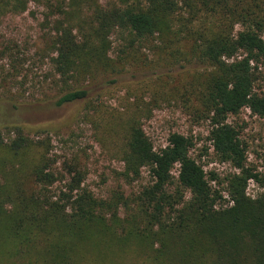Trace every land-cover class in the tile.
Masks as SVG:
<instances>
[{
	"label": "trees",
	"instance_id": "trees-1",
	"mask_svg": "<svg viewBox=\"0 0 264 264\" xmlns=\"http://www.w3.org/2000/svg\"><path fill=\"white\" fill-rule=\"evenodd\" d=\"M31 2L58 15L54 107L99 113L92 98L121 75H195L196 120L209 122L215 154L236 171L225 197L212 184L217 174L192 157V135L172 132L156 149L136 111L112 129L123 174L147 168L150 183L134 198L103 199L80 163L57 171L50 140L9 121L14 135L0 130V264H264V176L246 165L247 146L228 120L243 108L264 118V0H0V18ZM115 31L124 40L117 52ZM147 43L152 59L141 53ZM250 180L262 188L254 197ZM121 206L132 212L121 217Z\"/></svg>",
	"mask_w": 264,
	"mask_h": 264
},
{
	"label": "rangeland",
	"instance_id": "rangeland-1",
	"mask_svg": "<svg viewBox=\"0 0 264 264\" xmlns=\"http://www.w3.org/2000/svg\"><path fill=\"white\" fill-rule=\"evenodd\" d=\"M106 2L101 0L102 4ZM57 17L52 16L43 4L31 2L25 12H8L0 18V130L6 136H12L14 129L6 123L21 120L26 125L24 132L31 138L50 140V155L56 158L57 171L63 172L65 161H76L87 173L85 184L97 197L110 199L115 194H122L131 199L149 185L151 177L147 168H142L141 176L137 178L123 174L119 137L113 134L116 128L113 130L112 127L122 121L118 119L121 115L139 111L143 128L156 149L167 144L172 132L192 135L196 142L191 149L192 157L204 165L206 172L217 174L219 180L212 184L226 197V177L236 169L230 163L219 161L208 139L209 122L196 120L195 99L191 96L193 89L198 87L195 75H163L159 78L121 75L114 86L92 98L99 113L84 110L75 103L54 107L59 88L52 61L56 54L51 37L55 34L53 27ZM111 39L113 51L117 52L124 40L119 31L113 32ZM150 47L151 43H147L141 53L152 59L154 52ZM127 69L134 71L130 66ZM96 89L99 86L91 87V93L94 94ZM228 120L240 131L247 146L246 165L264 176V118L243 108ZM173 174H178V165ZM63 185L56 184L55 188ZM260 191L261 186L250 180L248 194L254 197ZM131 212L124 206L119 210L121 217Z\"/></svg>",
	"mask_w": 264,
	"mask_h": 264
}]
</instances>
